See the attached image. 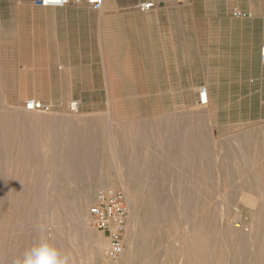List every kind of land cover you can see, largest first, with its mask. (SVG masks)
Instances as JSON below:
<instances>
[{"label": "rangeland", "instance_id": "rangeland-1", "mask_svg": "<svg viewBox=\"0 0 264 264\" xmlns=\"http://www.w3.org/2000/svg\"><path fill=\"white\" fill-rule=\"evenodd\" d=\"M41 1L0 0V74L11 105L35 100L40 111L55 115L69 112V104L79 102L87 117L79 124L87 132L94 128L101 134L105 132L106 120L96 115L109 111V91L118 93L123 98L115 102L113 112L120 118L119 123H125V136L139 137L137 155L141 161L149 157L151 165L143 168L151 171L148 177L157 180V185H193L188 181H169L177 175L176 171L188 169L185 164L174 165L179 159L175 143L183 136L176 130L188 125L197 130L191 137L212 138L217 146L230 140H253L258 153L254 161L264 159V84L261 86L258 81L255 62L256 52L264 43V29L251 23L249 14L221 13V0H103L99 10L86 0L62 6H44ZM141 4L152 6L142 11ZM233 4L230 0L227 6ZM244 6L241 9H246ZM231 16L236 20L231 21ZM224 18L227 40L218 53L219 47L209 45L207 37L216 41L217 21ZM105 26L111 35L107 41L101 38L107 31ZM202 88L207 89L208 95L207 104L200 106L197 97ZM92 139L86 136V142H75L81 149V161H93L91 173L81 168L65 172L54 185L62 192L68 184L73 188L93 186L97 192L95 200L100 192L123 196L128 208L121 234L125 251L126 226L133 203L119 186H112L113 190L96 188L106 182L93 180L98 147ZM84 143L88 149H84ZM205 146L202 143V152ZM245 159L251 160L248 155ZM72 176L77 177L75 184L66 180ZM233 180L226 183L231 186L230 195L242 186L238 179ZM186 192L187 199H192V191ZM64 196L63 204L73 201L69 190ZM93 205L87 209L85 227L96 232L88 215ZM237 207L242 221L249 224L248 212ZM227 215L232 218L233 210ZM58 223L61 224L56 231L66 232L63 222ZM167 232L159 243L161 252H156L155 264H180L172 247L174 231ZM70 251L83 252L78 247Z\"/></svg>", "mask_w": 264, "mask_h": 264}, {"label": "bare ground", "instance_id": "bare-ground-1", "mask_svg": "<svg viewBox=\"0 0 264 264\" xmlns=\"http://www.w3.org/2000/svg\"><path fill=\"white\" fill-rule=\"evenodd\" d=\"M69 1L44 0L43 4L57 6ZM104 28L107 33L102 31L101 38L107 41L111 35L109 27ZM104 67L107 70L109 66L105 63ZM122 98L110 90L109 111L96 115L105 118V132L99 134L94 128L87 132L79 124L87 118L79 102L70 103L69 112L55 115L40 111L35 100L11 105L0 74V264H15L42 239L70 254L76 264H155L167 229L174 231L172 247L180 264H264V159L254 161L258 156L254 141L230 140L217 146L212 138L191 137L196 128L178 129L183 136L178 143L174 140L180 159L174 165L185 164L188 169L176 171L169 181L193 185H157V180L148 177L151 171L143 168L151 165L149 157L141 161L137 155L139 137L125 136V123H119L113 112L115 102ZM86 136L94 137L91 141L98 147L93 180L106 182L96 188L119 186L133 203L126 226L127 250L115 259L107 256L108 240L85 227L87 209L95 204L93 186L65 185L74 195L73 201L65 204L66 191L55 186L65 172L81 168L91 173L93 161L82 162L81 149L75 143L86 142ZM247 150L252 151L249 154ZM245 155L251 160H244ZM233 179L242 186L230 195L231 186L226 183ZM66 180L74 183L77 177ZM212 182L215 185H210ZM186 191H192V199H187ZM237 205L248 212L249 224L242 221ZM232 210L229 218L227 213ZM61 221L66 232L58 233ZM73 247L83 252H68Z\"/></svg>", "mask_w": 264, "mask_h": 264}, {"label": "built area", "instance_id": "built-area-1", "mask_svg": "<svg viewBox=\"0 0 264 264\" xmlns=\"http://www.w3.org/2000/svg\"><path fill=\"white\" fill-rule=\"evenodd\" d=\"M69 2L80 3L81 0H70ZM86 2L95 10H99L103 4V0H86ZM42 3L44 0L41 1ZM151 6L150 4H141L140 9L148 11ZM260 61L264 65V46L260 49ZM197 99L199 105L207 104L206 88L199 89ZM88 215L94 230L108 240L107 256L115 259L122 252L121 234L128 215L127 202L124 197L115 193L100 192L97 194L95 204L89 209Z\"/></svg>", "mask_w": 264, "mask_h": 264}, {"label": "crops", "instance_id": "crops-1", "mask_svg": "<svg viewBox=\"0 0 264 264\" xmlns=\"http://www.w3.org/2000/svg\"><path fill=\"white\" fill-rule=\"evenodd\" d=\"M223 2V5L221 4L219 6V12L221 13H228L229 11H231L230 14L234 13H244V14H249L248 18L251 20V23H255L257 24V28L258 29H264V0H245L244 1V5H242L243 1L242 0H232L233 1V6H227V3L230 2V0H221ZM243 6L246 9H241L243 8ZM233 11V12H232ZM232 20L234 21L236 19H234L231 16ZM225 19L224 21L223 19H221V22H223V24L220 21H217V37L215 38V42H211V36L208 35L207 37V43L210 44H216L219 49H218V53H220L221 51V46L225 45L227 37L225 36ZM231 42V41H230ZM264 46V43L261 45V47ZM261 47L257 50L256 52V67L259 70V78L258 81L260 82V85L262 86L264 84V78H263V74H264V65H262L261 61H260V49ZM218 86L220 87V85L218 84ZM217 86V87H218ZM222 86V85H221ZM208 92V91H207Z\"/></svg>", "mask_w": 264, "mask_h": 264}, {"label": "clouds", "instance_id": "clouds-1", "mask_svg": "<svg viewBox=\"0 0 264 264\" xmlns=\"http://www.w3.org/2000/svg\"><path fill=\"white\" fill-rule=\"evenodd\" d=\"M15 264H76L74 258L61 251L47 239H42L27 249Z\"/></svg>", "mask_w": 264, "mask_h": 264}]
</instances>
